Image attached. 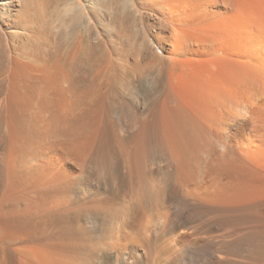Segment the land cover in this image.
Wrapping results in <instances>:
<instances>
[{
	"label": "rangeland",
	"instance_id": "374dc122",
	"mask_svg": "<svg viewBox=\"0 0 264 264\" xmlns=\"http://www.w3.org/2000/svg\"><path fill=\"white\" fill-rule=\"evenodd\" d=\"M133 3L136 10H138L140 14H136L130 9H127V11L123 10L122 3H120V5L115 4L114 12L109 13L104 8L107 4L106 0H0V43L5 44L10 53V58L7 61L2 58L0 59V241L2 242L0 244H5L7 242V246L20 258L32 255L31 257L36 258V262L32 258L35 264H39L38 261L40 258H43V261L45 260V264H49L51 261L52 263L54 262L55 264H60V262H55V260H53L49 251H41V248L37 246V249L35 246L34 249H41V253L44 252V256L40 255V257L38 255L40 252L38 253L36 250H33V252L30 250L31 248L27 247L26 249V246H24L27 242V235L24 233L25 229L23 228V223L25 224L27 216L25 215L26 213L24 214L23 210L26 212V209H29V207H32L33 205H35L33 208L36 207V211L37 208L40 210L39 208H41V204L44 202H40L39 205V202H35L36 204H33V199L35 197H39L37 196L36 190L41 186L46 185L47 182H50L53 177V179H55L56 175L54 176V174L58 171L56 173L58 175L56 177L58 183H61L59 181H61V179L63 180L65 177L67 178L68 176L69 180H64L69 183L73 182L72 184H74L75 182L77 184L83 181V185H78L79 188L84 189L85 187L87 188V186L91 187L92 184L91 188H93V192H95L94 195L96 197H100L101 199H98L102 200L101 192H103V195L105 194V197L109 194L105 199L103 198L104 200H107L110 196V191L109 187H105L106 184L104 183H106V174H108L110 167L116 168L117 171L122 170L123 160L121 153L131 150L134 147L133 145L137 144V140L143 139V137H140L142 136L141 134L146 136L144 135L146 128L144 129L143 126H147V124H149L147 130L150 127L149 131H151L152 125L150 123L154 122L153 120L155 119V121H158L159 123L158 124L156 122V125L158 124L159 126L157 128L159 131L161 130V133L164 135L163 137L166 141H169L170 139H167L171 138L170 123L173 121H196L195 123H200V125H209L211 123L210 125L215 127L216 131L219 132L221 136L223 135L224 141L222 140L221 142L212 143L211 149L215 151L214 153L211 152L209 147H203L204 149L202 148L200 151L195 153L192 159L193 161L191 160V162L196 161V167L199 165L200 168H203L208 164L213 165V163L214 166L220 165L224 162L223 160L226 162H229V160H236L238 163L240 162V164L247 170L249 181L254 190H256V192L263 193L262 199H264V123L262 124V122H264V118L260 121V123L258 122V118L262 116V113L264 114V0H133ZM9 5L11 7H9ZM7 6L11 11V14L9 12L8 15L6 10ZM77 10H81L82 14L92 18V21H88L86 17L84 18V23H81L73 29L71 25V16ZM120 23L123 24V27ZM99 53H106V57H103V59L99 58ZM109 53H112L110 58L113 62L111 65H108L107 60ZM133 54L137 57L132 59ZM120 55H123L122 59H119ZM143 56L144 61L140 60ZM134 59L137 61L140 60V63L141 61L143 62L141 65L137 62L139 64L138 65ZM121 60L124 62H119ZM94 61L95 64H93ZM133 62H135L139 68H137ZM120 63H122L123 66L125 65L124 68H122L123 66L120 68H114L115 65L118 66ZM132 65L134 66L132 67ZM134 70H140L139 72L143 73V76L141 73ZM116 72L119 76L116 75ZM52 74L57 76L56 80L62 82L63 87L60 86V89L58 90L54 89V86L47 84L49 77ZM68 74L72 76V83L70 85V81L65 80V76ZM120 74H124V76H120ZM113 78H115V80ZM116 79L118 82L115 84L117 81ZM126 80L128 81L126 82ZM121 82H125L124 85L126 86L128 85L127 91H125L126 88L123 89L126 86L123 87ZM151 83L154 85H150ZM120 84L121 88L119 87ZM149 86L154 88H150L149 90ZM66 89L67 91H65ZM113 89L120 91L118 92L114 90L113 93ZM218 91L220 92L217 96L216 93H218ZM83 92L84 95L87 94L88 98H85L82 94ZM120 92L122 93L120 94ZM81 94L84 99L80 96ZM120 96H122L124 100L123 98H117ZM114 97H116V100H119L116 102ZM78 98H80L81 103L77 102ZM126 98H129V100L131 99L129 102H133L134 104H130ZM120 99L126 101V103L128 102L129 107L122 106V100ZM164 102L168 106L164 104ZM83 103H87V106H84ZM163 104L166 106L164 111ZM107 105L110 109L107 108ZM258 106L259 109H262L263 111H260L259 109L256 110ZM243 107H245L246 110ZM250 107H254V110ZM107 109H109L110 112H107L109 111ZM131 109H134L133 111L135 114H137V112H139L138 114L141 113V116L138 114V116L134 115L133 112H130ZM141 109H143L144 112ZM240 109H244L245 111ZM165 110L167 113H170L167 114ZM120 111L126 112L121 113ZM205 111L206 113H204ZM221 111L223 112L222 114ZM252 111H255V113H252ZM248 112H250L251 115ZM127 114H130V116ZM142 114L144 115L142 116ZM172 114L174 115L171 117ZM257 114H260V116H257ZM146 115L147 117L150 115V117L146 119ZM218 115H220L221 118H219ZM135 117L138 118V120ZM253 118L255 120L257 119L255 121V125L257 124V126H260H258V129H261L260 131L257 130L255 125L250 126L251 124L249 123L253 122L252 124H254ZM130 119L132 121L135 119L137 121H135L136 124H134L135 122L132 124ZM139 119L140 122H138ZM150 119H152V121ZM259 119H261V117ZM120 120L122 121V124H120L121 122H118ZM123 120L126 122L125 124ZM145 121L147 123H145ZM246 121L249 122V125L246 124ZM130 123L133 126L138 123L139 124L135 127H131L130 129ZM143 123H145V125H143ZM223 123L225 127L221 126ZM110 124H112V127L114 126L120 129H115L113 127L112 130L110 126L111 130L109 131L108 125ZM126 124H129V127L125 126ZM240 124H243V127ZM76 126L77 128H81L82 131L81 129L80 131H77L79 129L76 130ZM104 126H108V129ZM122 127L126 128L123 129ZM249 127H252L253 129L255 128L256 130L254 129L251 131ZM133 128L136 131L134 130L133 132ZM243 128L244 130L242 131ZM241 131L244 134H242ZM259 132H262L263 137L259 134ZM239 133H241L240 136H238ZM105 134L109 135L105 136ZM246 134L247 136H251L244 137ZM254 134L257 136L255 137ZM78 135H80V138ZM125 135L127 136L126 138ZM149 135L153 137L152 132H150V134L148 133L147 137H149ZM227 135L229 136L227 137ZM258 135H260V139L257 138ZM118 137H120V139H118ZM121 137L125 138L123 139V142L121 141ZM151 137L147 138V140L144 138L143 141L141 140V143L148 141V139L151 141ZM230 137L233 141H230ZM243 137L245 139H243ZM92 138H94V140H92ZM133 138L136 139V142L132 143L130 141H134ZM235 138L236 140H234ZM250 139L251 142L253 140L255 144L253 142L250 144ZM125 140L128 143L125 142ZM244 140L248 141L246 142ZM259 141H262V145ZM145 142L143 144L144 146L145 144H147V146H152L153 144V140L151 143ZM228 142L230 144L234 142V146H232L233 144L230 146ZM244 142H246V144ZM75 143L78 144V146L75 145ZM112 143L113 145H111ZM122 143L125 144L123 145ZM235 143L237 145L239 144L238 148ZM60 144L62 145V148H59V146L61 147ZM116 144L120 146H117ZM129 144L133 147L129 146ZM72 145L75 146V149L73 148L74 151L76 150L78 152L75 151L72 153L73 149H70ZM52 146L54 147L52 148ZM241 146L242 148L244 147L246 152H244L245 155L248 153V150H246L245 147L250 148L249 151L255 152V155L253 152H250L253 154V158L252 155H247V157L251 158V160L247 158V161L245 158L246 161L243 160L242 162L244 154L242 152L244 150ZM228 147H234L235 151L232 149L233 154L231 153V149V152L227 151L229 150ZM151 148L146 149L148 151L147 153L151 155L150 158L148 156L147 161H150L149 159H151L150 163L155 161L152 164L149 162L146 163V165L149 166V169L147 167L148 173H151V177L148 176L145 182V185L149 189L162 185L163 182L161 177L156 176L155 174L153 175V173L166 164H169L168 160H164L160 155H158V153H156V149V152L153 153L155 151L153 150L154 147L152 149ZM71 150L72 152L70 153V156L69 152ZM225 151L228 152V155L230 154L228 158L232 157L233 159L229 158L228 160L227 155H225L226 153H224ZM234 152H236L235 156ZM239 152L242 153L240 156H238ZM90 153L93 157L89 156ZM98 154L100 155L98 156ZM114 154H117L118 156H114ZM215 154H217V156ZM221 155L224 157L226 156L225 159H220L219 157L222 158ZM84 156L86 158L89 156L88 160L83 158ZM100 157H102V160L104 161H102ZM110 157H112V159ZM91 158L94 161L97 159L98 162L95 161L94 163L93 161V165H90L92 161ZM99 158L100 162L102 161V164L99 162ZM113 159L115 160V163L113 162ZM212 159L213 161L217 159L219 161L218 162L216 160L218 164H216L215 161L211 162ZM207 160H209L212 164ZM156 161H159L158 164ZM171 163L173 170H180L185 166L183 160L177 158ZM181 163L184 164L182 165ZM94 168L97 171H94ZM103 168L106 171V176L104 175V170L101 171ZM60 171H65L64 174L66 172L67 174L63 175L62 173L61 175ZM47 172L49 173V176L46 175ZM50 172L52 174L54 172V174L50 175ZM59 174L61 179H58L60 178ZM87 175H89V178ZM99 175H101V178ZM84 176L87 177L86 181ZM153 176L155 177L153 178ZM151 180L152 182H150ZM199 180L202 182L200 181V183ZM66 181H63L62 183ZM202 183V178H198L193 183L178 180L177 186L179 193L175 194V197L173 195L170 198L168 202L169 205L165 210L169 212L162 211L163 215H161L159 219L157 218L154 220L153 223L155 225L152 223L154 226L151 227V230H154V232L157 231L160 235H162L161 233H164L163 236H165L166 233V244L170 243V245H173L174 241H176L179 237L184 236L185 239L187 238L186 240L189 246L193 245L192 247H197L198 244H203L207 245L205 247L209 248L208 250H218L219 252L223 251L216 253L215 256H211L207 255L205 252L203 253L202 251L196 250V254L189 253L185 256L186 258H183L184 263L186 264H231L232 262V264H240L245 262V258H249L250 256L248 251L245 253L230 251L228 243L239 234L245 233L248 230L260 225V221L261 225H264V206L262 207L263 210L260 209L255 213L250 212L246 214H238L228 212L222 215L209 214L205 209L197 208L198 210H191L189 212V214L192 212L196 214L193 220L186 218L183 219V217L178 215L179 211L185 210L183 207L186 202L193 201L191 198L192 194L190 193L196 192L200 186H202ZM191 184L192 186H190ZM99 185L101 187H99ZM75 188L78 189L77 186ZM105 188L106 190L108 189L107 191L109 193L105 190ZM96 191L99 194H97ZM188 195L191 196L188 197ZM194 195L196 197L198 193L196 192ZM178 202L181 203L176 205ZM199 203L201 204V202ZM120 205L121 208L117 207ZM204 205H207V203L204 202ZM116 207L117 208L114 207L112 209L113 212H119L123 209L122 204L116 205ZM31 211L34 210L32 209ZM164 215L168 217V221ZM172 215L175 216L172 218ZM13 217L15 221L13 220ZM163 217L165 218L164 220ZM16 218H21L22 220H20L22 223ZM28 219L30 221L33 220V218L29 215ZM160 219H162V223ZM156 220L157 222L160 221V226L156 224ZM13 222L18 223L15 224ZM19 222L22 225H20ZM164 223L168 224V226L162 225ZM18 224L19 226H16L15 228L14 226ZM161 227L164 229H161ZM183 228L184 230H181ZM18 229L22 230L18 231ZM158 229L161 230L158 231ZM163 230L165 231L162 232ZM187 232H191L192 234ZM209 238H211V241H209ZM188 239L191 242L188 241ZM220 239H222L225 243L220 242ZM197 240L200 241L198 242ZM10 241L11 243L9 246ZM221 254L222 256H220ZM231 255L233 256L231 257ZM38 256L40 257L39 259ZM234 258L237 259V261H235ZM230 260H232V262H230ZM250 262L252 263V261Z\"/></svg>",
	"mask_w": 264,
	"mask_h": 264
},
{
	"label": "bare ground",
	"instance_id": "6f19581e",
	"mask_svg": "<svg viewBox=\"0 0 264 264\" xmlns=\"http://www.w3.org/2000/svg\"><path fill=\"white\" fill-rule=\"evenodd\" d=\"M107 1V4L104 6V8L109 12V13H113L114 12V5L115 4H118L120 5V3H122L123 5V10H126L127 9H130L132 10L133 12H135L136 14H140V12L138 10H136L135 6H134V3H133V0H106ZM223 2V1H222ZM228 2V1H227ZM9 7H11L9 5ZM4 8V7H3ZM6 10H7V15L11 14V11L9 10L8 6L6 7ZM87 17V18H86ZM84 18H86L88 21H92V18L82 14V11L81 10H77L75 11L72 16H71V25H72V28H76L78 25H80L81 23H84L85 20ZM248 23V22H247ZM120 25L123 27V24L120 23ZM174 27V26H173ZM172 28V27H171ZM237 29V28H236ZM244 29V28H243ZM262 31V30H261ZM252 32V31H251ZM190 33V32H189ZM244 34V33H243ZM246 34V33H245ZM250 34V33H249ZM226 36V35H225ZM224 36V37H225ZM228 38V37H227ZM224 39V38H223ZM253 39V38H252ZM263 39V38H262ZM245 41V40H244ZM143 47V46H142ZM0 59H4L5 61H7L9 58H10V53H9V50L7 48V46L3 43H0ZM142 50V49H141ZM92 52V51H91ZM143 52V50H142ZM174 53V52H173ZM106 53H99V58L103 59V57H106L105 56ZM108 54V53H107ZM111 54L112 53H109V56L107 57V60H108V65H111L113 60L110 58L111 57ZM136 54V53H135ZM139 54V53H138ZM137 55V54H136ZM128 56V54H127ZM139 56V55H138ZM42 57V55H41ZM121 57V58H120ZM119 59H122L123 58V55H120ZM137 56H134L133 54V58H135ZM43 58V57H42ZM144 56L140 58V60H143ZM130 59V58H129ZM137 59V58H136ZM136 63H140L139 61L140 60H136ZM139 59V58H138ZM37 60V59H36ZM35 60V61H36ZM127 60V59H126ZM133 60V61H134ZM229 60V59H228ZM118 61V60H117ZM144 61V60H143ZM140 63V65L142 64V62ZM147 61V60H146ZM119 62H124V61H119ZM130 62V61H128ZM156 62V61H154ZM234 62V61H233ZM117 63V62H116ZM132 63V62H130ZM135 65L136 63L133 62ZM137 63V64H138ZM158 63V62H157ZM156 63V64H157ZM164 63V61H163ZM207 63V62H206ZM240 63V62H239ZM263 63V62H262ZM93 64H95V61L93 62ZM118 64V63H117ZM127 64V63H126ZM145 64V63H144ZM220 64V63H219ZM226 64V63H225ZM228 64V63H227ZM235 64V63H234ZM139 65V64H138ZM154 65V63H153ZM260 65V64H259ZM122 65V63H120V65H115L114 68H120ZM125 66V65H124ZM124 66L122 68H124ZM127 66V65H126ZM134 65H132L133 67ZM137 66V65H136ZM152 66V65H151ZM247 66V65H246ZM110 67V66H109ZM108 67V68H109ZM147 67V66H146ZM145 67V68H146ZM260 67V66H259ZM121 68V70H122ZM130 68V67H129ZM136 68V67H135ZM137 68H139V66H137ZM136 68V69H137ZM144 68V69H145ZM150 68V67H149ZM152 68V67H151ZM142 69V68H141ZM140 69V70H141ZM143 69V70H144ZM173 69V67H172ZM242 69V68H241ZM264 69V68H263ZM117 70V69H116ZM125 70V69H124ZM123 70V71H124ZM140 70H137L138 72ZM150 70V69H149ZM129 71V70H128ZM136 71V70H134ZM136 71V72H137ZM142 71V70H141ZM118 72V71H117ZM116 72V75H118V73ZM135 72V73H136ZM143 72H146V71H143ZM216 72V71H215ZM262 72V71H261ZM141 73V72H139ZM250 73V72H249ZM110 74V73H109ZM125 74V73H124ZM124 74H120V76H124ZM137 74V73H136ZM143 73H141L142 75ZM207 75V74H205ZM250 75V74H249ZM263 75V74H262ZM133 76H138V75H133ZM143 76V75H142ZM260 76V75H259ZM51 77V78H50ZM49 77V80L47 82V84L49 85H52L54 86L55 88L54 89H60L59 87L62 86V82L61 81H58L56 80L57 79V76L55 74H52L51 76ZM204 77V76H203ZM210 77V76H209ZM244 77V76H243ZM120 78V77H118ZM124 78V77H122ZM136 78V77H135ZM94 79V78H93ZM92 79V80H93ZM115 80V78H113ZM127 79V78H126ZM132 79V78H131ZM137 79V78H136ZM147 79V78H146ZM235 79V78H234ZM242 79V78H241ZM65 80L66 81H70L69 85L72 83V76L70 74L66 75L65 76ZM91 80V81H92ZM113 80V81H114ZM117 80V79H116ZM121 80V79H120ZM134 80V79H133ZM139 80V79H138ZM112 81V80H111ZM128 80H126L127 82ZM132 81V80H131ZM152 81V80H151ZM43 82V81H42ZM57 82V83H56ZM108 82V81H107ZM106 82V83H107ZM118 82V80L115 82V84ZM143 82V81H142ZM94 83V82H93ZM113 83V82H112ZM112 83H109V84H112ZM122 83V82H121ZM125 83V82H124ZM124 83H122V86H126L124 85ZM141 83V82H140ZM149 83V81H148ZM244 83V82H243ZM246 83V82H245ZM1 84V82H0ZM95 84V83H94ZM114 84V85H115ZM129 84V83H128ZM132 84V83H131ZM147 84V83H146ZM240 84V83H239ZM251 84V82H250ZM97 85V84H96ZM135 85V84H134ZM150 85H154L153 83H151ZM261 85V84H259ZM106 86V85H105ZM108 86V85H107ZM118 86V85H116ZM116 86H114L115 88H117ZM130 86V85H129ZM136 86V85H135ZM121 88V84L119 86ZM128 85L126 87H124L123 89H125V91H127V88ZM137 87V86H136ZM235 87V86H234ZM233 87V88H234ZM237 87V86H236ZM103 88V87H102ZM113 88V87H112ZM111 88V89H112ZM149 90L150 88H154V87H151L149 86L148 87ZM100 89V88H98ZM104 89V88H103ZM110 89V91H111ZM119 89V88H117ZM133 89V88H132ZM140 89V88H139ZM147 89V87H146ZM229 89V88H227ZM236 89V88H235ZM240 89V88H239ZM242 89V87H241ZM247 89V88H246ZM91 90V89H90ZM114 90L113 89V93H114ZM143 90V89H142ZM148 90V89H147ZM148 90V91H149ZM152 90V89H151ZM67 91V89L65 90ZM102 91V90H101ZM115 91H120V90H115ZM141 91V90H139ZM145 91V90H144ZM227 91V90H226ZM234 91V90H233ZM241 91V90H240ZM259 91V90H258ZM85 92V91H84ZM84 92L82 93L84 95ZM215 92V91H214ZM220 91H218V93H216V95L218 96ZM94 93V92H92ZM122 92H120L121 94ZM124 93V92H123ZM222 93V92H221ZM253 93V92H252ZM255 93V92H254ZM80 95L83 97V95ZM112 94V92H111ZM119 94V93H118ZM125 94V93H124ZM148 94V93H147ZM208 94V93H207ZM228 94V93H227ZM232 94V93H231ZM115 95V94H114ZM112 95V96H114ZM142 95V93H141ZM200 95V94H199ZM215 95V96H216ZM238 95V94H237ZM85 98L87 96V94L84 95ZM106 96V94H105ZM129 96V95H127ZM79 97V96H78ZM81 97V98H82ZM108 97V96H107ZM124 97V95H123ZM122 96L120 97H117V98H123ZM148 97V96H147ZM146 97V98H147ZM223 97V96H222ZM230 97V96H229ZM248 97V96H247ZM259 97V96H258ZM106 98V97H105ZM116 97H114L115 99ZM125 98V97H124ZM123 98V100H124ZM218 98V97H217ZM232 98V97H231ZM235 98V97H234ZM244 98V97H243ZM84 99V97H83ZM110 99H111V95H110ZM114 99L112 98V100L114 101ZM209 99V98H208ZM260 99V98H259ZM80 98H78L77 102H80L81 103V100ZM119 100V99H118ZM118 100L115 99V101L117 102ZM122 100V99H120ZM122 100V106H128L129 103L132 104L131 102V99L129 100V98L126 100H128V102L126 103V101H123ZM218 100V99H216ZM233 100H236V99H233ZM247 100V99H246ZM134 101V100H133ZM138 101V100H137ZM201 101V100H200ZM209 101V100H208ZM238 101V100H237ZM83 102V101H82ZM104 102H105V99H104ZM108 102V101H107ZM112 102V101H111ZM135 102V101H134ZM199 102V101H198ZM218 102V101H217ZM215 102V103H217ZM225 102V101H224ZM233 102V101H232ZM259 102V101H258ZM76 103V102H75ZM149 103V102H148ZM152 103V102H151ZM150 103V104H151ZM189 103V102H188ZM84 104V103H83ZM87 104V103H86ZM86 104H84V106H87ZM91 104V103H90ZM102 104V103H101ZM121 104V103H120ZM134 104V103H133ZM136 104V103H135ZM155 104V103H154ZM164 104H166L164 102ZM163 104V105H164ZM208 104V103H207ZM219 104V103H218ZM137 105V104H136ZM167 105V104H166ZM221 105V104H220ZM73 106V104H72ZM82 106V105H81ZM108 106V105H107ZM109 106H110V101H109ZM109 106L107 108H109ZM121 106V105H120ZM153 106V105H152ZM168 106V105H167ZM229 106V105H228ZM119 107V105H118ZM117 107V108H118ZM129 107V106H128ZM127 107V108H128ZM144 107V106H143ZM165 105H164V108H163V111L165 109ZM220 107V106H219ZM262 107V106H261ZM78 108V107H76ZM105 108H106V105H105ZM122 108V107H120ZM126 108V109H127ZM135 108V107H134ZM142 108V107H141ZM148 108V107H147ZM153 108V107H151ZM150 108V110H151ZM169 108V107H168ZM208 108V107H207ZM214 108V107H212ZM222 108V107H220ZM227 108V107H226ZM230 108V107H229ZM241 108V107H240ZM245 108V107H243ZM251 108V107H250ZM249 108V109H250ZM254 108V107H253ZM251 108V109H253ZM257 108V107H256ZM255 108V109H256ZM87 109V108H86ZM110 109V108H109ZM107 109V110H109ZM114 109V108H112ZM125 109V108H123ZM136 109H139V108H136ZM149 109V108H148ZM155 109L157 110V108L155 107ZM205 109V108H204ZM219 109V108H218ZM259 109V106L256 110ZM264 109V107H263ZM130 110V108H129ZM134 109H131L130 112H133L134 115L136 116H141L140 114H138L139 112H137V114H135V112L133 111ZM143 110V109H141ZM153 110V109H152ZM168 110V109H167ZM222 110V109H220ZM240 110H244V109H240ZM246 110V108H245ZM244 110V111H245ZM254 110V109H253ZM260 111L262 109H259ZM87 111V110H86ZM118 111V110H116ZM140 111V110H139ZM154 111V110H153ZM171 111V110H170ZM173 111V110H172ZM201 111V110H200ZM204 111V110H203ZM212 111V110H211ZM225 111V110H223ZM263 111V110H262ZM101 112V111H100ZM107 112H110L107 111ZM121 112V111H120ZM126 111H123L121 113H125ZM129 112V111H128ZM127 112V113H128ZM144 112V110H143ZM155 112V111H154ZM166 112V110H165ZM164 112V113H165ZM208 112H209V109H208ZM215 112V111H214ZM218 112V111H217ZM257 112V111H256ZM82 113V112H81ZM88 113V112H87ZM156 113L158 114V112L156 111ZM167 113V112H166ZM170 113V112H169ZM167 113V114H169ZM174 113V112H173ZM196 113V112H195ZM206 113V111L204 112ZM211 113V112H210ZM216 113V112H215ZM223 112L221 111V114ZM225 113H227L225 111ZM242 113V112H241ZM250 113V112H248ZM252 113H255V111H252ZM86 114V113H85ZM101 114H104V113H101ZM113 114V113H112ZM131 114V113H130ZM130 114H127L130 116ZM148 114H151V113H148ZM212 114V113H211ZM214 114V113H213ZM124 115V114H123ZM126 115V114H125ZM144 114H142L143 116ZM174 114L171 115V117L173 116ZM202 115V114H201ZM232 115V114H231ZM230 115V116H231ZM251 115V113H250ZM260 116V114H257V116ZM262 116L264 115L263 113L261 114ZM88 116V115H87ZM121 116V115H120ZM156 116V115H154ZM152 116V117H154ZM165 116V115H164ZM203 116V115H202ZM208 116V115H207ZM219 118L220 115H218ZM223 116V115H222ZM225 116V114H224ZM227 116V115H226ZM243 116V115H242ZM253 116V114H252ZM261 117V119L258 118V122L260 123V121H262V119L264 118V116ZM108 117V116H106ZM110 117V116H109ZM150 117V115L147 117L146 115V119H148ZM151 117V118H152ZM166 117V116H165ZM180 117V116H179ZM198 117V116H197ZM214 117V116H213ZM246 117V115H245ZM92 118V117H91ZM123 118V117H121ZM136 118V117H135ZM140 118V117H139ZM175 118V117H173ZM232 118V117H231ZM242 118V117H241ZM71 119V118H70ZM80 119V118H79ZM110 119V118H109ZM129 119V118H128ZM127 119V120H128ZM132 119V118H131ZM130 119V120H131ZM138 120V118H136ZM159 119V118H158ZM164 119V117H163ZM166 119V118H165ZM188 119V118H187ZM194 119V118H193ZM216 119V118H215ZM234 119V118H233ZM245 119V118H244ZM254 119V118H253ZM252 119V121H253ZM107 120V119H106ZM122 120V119H121ZM118 121V122H121L120 124H122V121ZM125 120V119H124ZM123 120V121H124ZM152 121V119H150ZM156 120V119H155ZM153 120L154 122L150 123L152 125V129L151 131L150 130V127L148 128L147 130V127L149 126V124H147V126L145 125V123L149 122V121H145V123H143V126L144 129L146 128L147 130V134H146V130H145V134L146 136H143V134H141L142 136L140 137H143V139H141L140 137H137L139 135H137L136 137L141 139L142 141L144 140V138L147 140V138L151 137L149 135V137H147L148 133L150 134V132H152V136L151 139L153 140V144L152 146L154 147L153 150H156L153 152V153H158V155H160L164 160H168L169 161V164H166L165 166L161 167L159 170L157 171H154L153 175L155 174L156 176H160L161 177V180H162V185L160 186H156V187H153L152 189H149L147 188V186L145 185V182H146V179L148 176L151 175V173H148V169H149V166L146 165V163H150L151 162V159H149L150 161H147L148 159V156L150 158L151 155H149L147 152V148H151L152 146H147V144H145V146L143 145V143H141L142 141L141 140H137V142L135 141L136 139H134V141H130V142H136L137 144L135 145H130L129 146H132L133 148L129 151H126L124 150L125 153H121L122 154V170L121 171H117L116 168H111L110 167V170L108 172L107 175V180H106V184L105 187H109V191H110V196L107 200H104L106 197L103 195V192H101V195H102V200H100L101 198L100 197H96L94 195L95 192H93V188L92 187V184H91V187L90 186H87V188L85 187L84 189L82 188H79L78 185L82 184V179H81V183H75L74 184L78 187L75 188L76 186L72 183H69L68 181L66 180H69L68 176L67 178L63 177L64 179L66 180H62L61 179V176L60 178L58 179H61V183H58L57 180H56V177L58 176L56 173L58 172H53L54 176H55V179H51L50 182H47L46 185H43L41 186L39 189L36 190V193H37V196L39 197H35L33 199V204L35 202H39L38 205L40 204V202H42V206L41 208H39L40 210H38L37 208V211H36V207L33 208V205L32 207H29V209H26V212L23 210L24 214L27 216V220L28 219V215L30 217L33 218L32 221H27L25 222V224L23 223V228L25 229L24 233L27 235V242L26 244H24V246H26V249L27 247L31 248L30 250H36L34 249L35 246L37 248V246L41 249L39 250H36L38 251V253L41 251H49L51 257L53 258V260H55V262H60L63 263V264H186L184 263V260L183 258L189 254V253H195L196 250L198 251H202L203 253H207V255H214L216 253H218L219 251L218 250H208L209 248H206L205 246L207 245H199L197 247H192V246H189L188 245V242H187V238L185 239L184 236L182 237H179L176 241H174L173 245H170L169 244H166V233H165V236L164 233H161L162 235L158 234L157 231L154 232V230L152 231L151 230V227H153L155 224L153 223L155 219H159L161 217L162 214V211H165L168 207V202L170 200V198L174 195L175 197V194H178L179 193V190H178V186H177V182L178 180H183L184 182H187V183H193L194 181H196L198 178H202L203 179V183L201 184L202 186H200V190L198 189L196 191L198 193V195H194V193H191L192 194V200L193 201H188L186 202V204H184V211H179V216L183 217V219H192L196 216V214L194 212H192L191 214H189V212L191 210H198L197 208H202V209H205L209 214H217V215H222V214H225V213H243V214H246V213H255L256 211H259L260 209H262V207L264 206V199H262V196H263V193L261 192H256V190H254L253 186L251 185L250 181H249V178H248V172L247 170L245 169L244 166H242L240 164V162L238 163V161H230V159H233L232 157H229L230 154L228 155V152H224L226 153L225 155H227V158L229 160V162H226L225 160H223L224 162L220 165H217V166H214V163L213 165H205L203 168H200L199 165L196 167L197 163H195L196 161L194 162H191V160L193 159L194 155L196 152L200 151L203 147H209L211 149V145L213 142H221L222 140L224 141V138H223V135L221 136L219 134V132L216 131L215 127L211 126L210 124L208 125H200V123H195V122H187V121H173L172 123H170L171 125V131H170V135H171V138H168L167 140L169 141H166L164 139V135L161 133V130L159 131V129L157 127L158 126V121H155ZM169 120V119H168ZM171 120V119H170ZM178 120V119H177ZM182 120V119H181ZM186 120V119H185ZM198 120V119H197ZM200 120V119H199ZM211 120V119H210ZM218 120V118H217ZM236 120V119H235ZM242 120V119H241ZM240 120V121H241ZM257 120V119H256ZM254 119V124H252L253 122L249 123L247 122L246 124H251L250 126L252 125H255V121ZM132 121V120H131ZM136 120L134 119V121H132V124L133 122H135ZM161 121V119H160ZM190 121V120H189ZM204 121V120H203ZM228 121V120H227ZM229 121H232V120H229ZM264 121V119H263ZM82 122V121H81ZM108 122V121H107ZM106 122V123H107ZM129 122V121H127ZM137 122V121H136ZM136 122L134 124H136ZM140 122V119L139 121ZM156 122L158 123L156 125ZM206 122V121H205ZM237 122V121H236ZM235 122V123H236ZM78 123V122H77ZM80 123V121H79ZM78 123V124H79ZM114 123V122H113ZM126 122L124 121V124ZM162 123V122H160ZM240 123V122H239ZM238 123V124H239ZM244 123V122H243ZM257 123V122H256ZM264 122H262L263 124ZM105 124V123H104ZM131 124V123H130ZM131 124V125H132ZM139 124V123H138ZM137 124V125H138ZM165 124V123H164ZM162 124V125H164ZM227 124V123H226ZM248 124V125H249ZM260 124V125H262ZM77 125V124H76ZM80 125V124H79ZM98 125V124H97ZM96 125V126H97ZM107 125V124H105ZM115 125V123H114ZM119 125V123H118ZM129 124H126L125 126H128ZM130 125V129L131 127H135L137 125ZM150 125V126H151ZM166 125V124H165ZM234 125V124H233ZM241 125V124H240ZM239 125V126H240ZM243 125V124H242ZM241 125V126H242ZM264 125V124H263ZM262 125V126H263ZM78 126V125H77ZM76 126V130L77 131H80L81 128H77ZM109 126V127H108ZM107 127L109 128V131L114 127H112V124L108 125ZM110 126H111V129H110ZM116 126V125H115ZM121 126V125H120ZM119 126V127H120ZM161 126V125H160ZM221 126H224V123L223 125ZM228 126V125H227ZM226 126V127H227ZM232 126V125H231ZM257 127V130H261V129H258V126L257 124L255 125ZM253 126V127H255ZM89 127V126H88ZM95 127V126H94ZM102 127V126H101ZM105 128H107L106 126H104ZM129 127V126H128ZM127 127V128H128ZM142 127V126H140ZM165 127V126H164ZM163 127V128H164ZM235 127V126H234ZM238 127V125H237ZM243 127V126H242ZM260 127V126H259ZM107 128V129H108ZM115 129L118 128V127H114ZM123 128V127H122ZM121 128V129H122ZM126 127H124L123 129H125ZM166 128V127H165ZM168 128V127H167ZM217 128V126H216ZM219 128V126H218ZM247 128V127H246ZM245 128V129H246ZM250 128V127H249ZM252 128V127H251ZM250 130H254L253 128ZM263 128V127H261ZM57 129V128H56ZM97 129V128H96ZM100 129V128H99ZM120 129V128H118ZM228 129V128H226ZM69 130V129H68ZM113 130V129H112ZM134 128H133V132H134ZM136 130H137V127H136ZM135 130V131H136ZM232 130V129H231ZM244 130V128L242 129V131ZM256 130V129H255ZM82 131V129H81ZM95 131V130H94ZM98 131V130H97ZM100 131V130H99ZM128 131V130H127ZM131 131V130H129ZM220 131V130H219ZM241 131V132H242ZM76 132V131H75ZM74 132V133H75ZM96 132V131H95ZM101 132V131H100ZM99 132V133H100ZM132 132V131H131ZM166 132V131H165ZM255 132V131H254ZM253 132V133H254ZM81 133V132H80ZM85 133V132H84ZM90 133V132H89ZM112 133V131H111ZM128 133V132H126ZM252 133V132H251ZM257 133V132H256ZM115 134V133H114ZM167 134V133H166ZM229 134V132H228ZM241 133H239L238 136H240ZM242 134H244L242 132ZM259 134H261L262 136V132ZM74 135V134H73ZM93 135V134H92ZM108 136L109 134H105V136ZM124 135V133H123ZM127 135V134H126ZM125 135V138L127 137ZM226 135V134H225ZM255 135V134H254ZM75 136V135H74ZM77 136V134H76ZM94 136V135H93ZM92 136V137H93ZM119 136V135H118ZM131 136V135H130ZM129 136V137H130ZM229 135H227L228 137ZM247 134L244 136L246 137ZM251 135H248L247 137H249ZM257 135H255L256 137ZM260 135H258L257 138H259ZM78 137L80 138V135H78ZM97 137V136H95ZM99 137V136H98ZM104 137V136H102ZM123 137V136H122ZM121 137V141L123 142L125 138H122ZM226 137V138H227ZM242 137V136H241ZM243 137V139H245ZM253 138H255L254 136H252ZM263 137V136H262ZM75 138V137H74ZM77 138V137H76ZM89 138V137H88ZM131 138V137H130ZM231 138V137H230ZM234 138V137H233ZM62 139V138H61ZM100 139V138H99ZM107 139V138H106ZM118 139H120V137H118ZM117 139V140H118ZM240 139V138H239ZM242 139V138H241ZM249 139V138H248ZM260 139V138H259ZM92 140H94V138H92ZM102 140V139H100ZM99 140V141H100ZM111 140V139H110ZM108 140V141H110ZM151 140V141H152ZM230 140V139H229ZM236 140V138L234 139ZM69 141V140H68ZM120 141V143H121ZM150 139H148V141H146L145 143H151ZM230 141H233L232 138ZM229 141V142H230ZM242 141V140H241ZM246 141V140H244ZM248 141V140H247ZM246 141V142H247ZM255 141V140H254ZM125 142H127L125 140ZM226 142V141H225ZM224 142V143H225ZM228 142V144H230ZM235 142V141H234ZM233 142V143H234ZM237 142V141H236ZM239 142V140H238ZM243 142V141H242ZM246 142H244L246 144ZM249 142H251V139L249 140ZM253 142V140H252ZM252 142L250 144H252ZM261 142V145H262V141H259ZM85 143V142H84ZM92 143V142H90ZM98 143V142H97ZM114 143V141H113ZM113 143L111 145H113ZM128 143V142H127ZM126 143V144H127ZM232 143V144H233ZM254 143V142H253ZM59 144V143H58ZM74 144V143H73ZM95 144V143H94ZM119 144V143H118ZM116 144L117 146H120ZM123 145L125 143H122ZM223 144V142H222ZM227 144V146H228ZM230 144V146L232 145ZM236 144V143H235ZM240 144V142H239ZM238 144V145H239ZM255 144V143H254ZM61 145V144H60ZM75 145L78 146V144L75 143ZM97 145V144H96ZM102 145V144H101ZM110 145V144H109ZM237 144V148L239 147ZM241 145V144H240ZM249 145V144H248ZM56 146V145H55ZM74 145L71 146L70 149H75V146L73 147ZM76 146V147H77ZM92 146V145H91ZM106 146V145H105ZM108 146V145H107ZM128 146V145H127ZM221 146V145H220ZM234 146V144L232 145ZM243 146V145H242ZM241 146V148H242ZM253 146V145H252ZM54 146H52L53 148ZM97 147V146H96ZM95 147V148H96ZM152 147V148H153ZM262 147V146H261ZM59 148H62V145L61 147L59 146ZM68 148V147H67ZM93 148V147H92ZM115 148V147H114ZM113 148V149H114ZM151 148V149H152ZM215 148V147H214ZM223 148V147H222ZM236 148V147H235ZM236 148V149H237ZM73 149V152L72 150L69 152V155L70 153H74ZM94 149V148H93ZM116 149V148H115ZM204 149V148H203ZM229 150L227 151H232V149H234V147L232 148H229ZM244 150V147L242 148ZM241 149V151H242ZM246 150H248V153H250L251 151H249L250 148H246ZM259 149V148H258ZM69 150V149H68ZM80 150V149H79ZM91 150V148H90ZM89 150V151H90ZM110 150V149H109ZM108 150V151H109ZM121 150V149H120ZM123 150V148H122ZM216 150V149H215ZM240 150V148H239ZM253 150V149H252ZM261 150V149H260ZM57 151V150H55ZM66 151V150H65ZM92 151V150H91ZM99 151V150H98ZM101 151V149H100ZM99 151V152H100ZM230 151V152H231ZM235 151V149H234ZM258 151V150H257ZM53 152V151H52ZM78 152V151H76ZM94 152V150H93ZM121 152V151H120ZM211 152L214 153L215 151L213 149H211ZM238 152V151H236ZM234 152V156H235V153ZM245 150L242 152L244 153ZM253 152V151H252ZM251 152V153H252ZM39 153V152H38ZM47 153V152H46ZM107 153H110V152H107ZM223 153V155H224ZM233 154V151L231 152ZM242 153H238V156H240ZM246 153V152H245ZM245 153L243 154V159H242V162L243 160L244 161H248V159L251 160V158L247 157L248 156H251L252 155V158H253V154L255 155V152H253V154H248L245 155ZM68 154V153H67ZM95 154V153H94ZM101 154V153H100ZM98 154V156L100 155ZM118 154V153H117ZM117 154H114L117 155ZM152 154V153H151ZM231 154V155H232ZM108 155V154H107ZM120 155V154H119ZM154 155V154H153ZM217 156V154H215ZM41 156V155H40ZM43 156V155H42ZM71 156V155H70ZM83 156V155H82ZM90 157L93 155L90 153L89 155ZM88 156V157H89ZM113 156V157H114ZM118 156V155H117ZM207 156V155H206ZM222 156V155H221ZM237 156V155H236ZM237 156V157H238ZM246 156V157H245ZM27 157V156H26ZM63 157V156H62ZM74 157V156H73ZM88 157L86 158L85 156L83 158L87 159L88 160ZM107 157V156H106ZM109 157V155H108ZM159 157V156H157ZM226 157V156H225ZM224 156L219 157L220 159H225ZM242 157V156H241ZM101 160H102V157H100ZM100 158H99V162H100ZM112 159V157H110ZM109 158V159H110ZM118 158V157H117ZM153 158V157H151ZM155 158V157H154ZM181 159L183 160V162L185 163V166L184 168H181L180 170H173L172 166H171V162L175 159ZM226 158V159H227ZM235 158V157H234ZM246 158V160H245ZM248 158V159H247ZM32 159V158H31ZM107 159V158H105ZM108 159V160H109ZM116 159V158H115ZM158 159V158H156ZM154 159V160H156ZM238 159V158H237ZM90 160V158H89ZM92 160V158H91ZM114 160V159H113ZM112 160V161H113ZM118 160V159H116ZM160 160V159H159ZM217 160V159H216ZM216 164H218V162H216ZM241 160V159H240ZM250 160H249V163H250ZM68 161V160H67ZM94 160L91 161V164L90 165H93ZM97 161V159L95 160ZM94 161V163H95ZM104 161V160H102ZM102 161L100 162L102 164ZM107 161V160H105ZM111 161V162H112ZM193 161V160H192ZM209 161V160H207ZM213 159L211 162H214ZM222 161V160H221ZM257 161V160H256ZM27 162V161H26ZM88 162V161H87ZM98 162V161H97ZM109 162V161H108ZM115 163V160L113 161ZM155 162V161H153ZM152 162V163H153ZM159 162V161H158ZM158 162L156 161V163L158 164ZM210 162V161H209ZM210 162V163H211ZM150 163V164H152ZM168 163V162H167ZM183 163V164H184ZM201 163V162H200ZM207 163V162H206ZM221 163V162H220ZM238 163V164H236ZM100 164V165H101ZM112 164V163H111ZM149 164V165H150ZM174 164V163H173ZM180 164V162H179ZM182 164V163H181ZM182 164V165H183ZM212 164V163H211ZM36 165V164H35ZM84 165V164H83ZM82 165V166H83ZM85 165H86V160H85ZM89 165V164H88ZM117 165V164H116ZM156 165V164H155ZM162 165V164H161ZM176 165V164H175ZM174 165V166H175ZM250 165V164H249ZM75 166V165H74ZM99 166V165H98ZM151 166V165H150ZM263 166V165H262ZM34 167V166H33ZM67 167V166H66ZM88 167V166H87ZM86 167V169H87ZM148 167V169H147ZM158 167V165H157ZM250 167V166H249ZM96 168V167H95ZM94 168V171L96 170ZM100 168V167H99ZM105 168V167H104ZM101 169V171L104 170ZM152 168V167H151ZM159 168V167H158ZM109 169V168H107ZM84 170V168H83ZM82 170V171H83ZM120 170V169H119ZM152 170V169H151ZM92 171V170H91ZM90 171V173H91ZM92 171V172H94ZM97 171V170H96ZM108 171V170H107ZM61 172V171H60ZM65 171L61 172V175L63 173V175H66L67 172L64 174ZM105 170H104V175H105ZM150 172V171H149ZM152 172V171H151ZM251 172V171H250ZM27 173V172H26ZM51 172H50V175H53ZM86 174V173H85ZM92 174V173H91ZM94 174V173H93ZM47 176H49V173L47 172L46 173ZM103 175V176H104ZM105 175V176H106ZM77 176V175H76ZM88 178H89V175H87ZM92 176V175H90ZM96 176V175H94ZM100 178H101V175H99ZM44 177H45V173H44ZM52 177V176H51ZM85 177V176H84ZM151 177V176H150ZM155 176H153L154 178ZM50 178V177H49ZM74 178V177H73ZM86 178L85 177V181H86ZM92 178V177H91ZM99 178V177H98ZM103 178V177H102ZM96 179V178H95ZM49 180V179H48ZM56 180V181H55ZM76 180V179H75ZM63 181H66L64 183H62ZM97 181V180H96ZM99 181V180H98ZM201 180H199L200 182ZM43 182V181H42ZM91 182V181H90ZM89 182V183H90ZM152 182V180L150 181ZM202 182V181H201ZM200 182V183H201ZM94 183V182H93ZM45 184V183H44ZM96 184V182H95ZM98 184V183H97ZM185 184V183H184ZM83 185V184H82ZM94 185V184H93ZM180 185V184H179ZM195 185H196V182H195ZM200 185V184H199ZM198 185V186H199ZM81 186V185H80ZM98 186V185H97ZM103 186V185H102ZM185 186V185H184ZM192 186V184L190 185ZM194 186V184H193ZM99 187H101L99 185ZM150 187V186H149ZM188 187V185H187ZM190 188V187H189ZM197 189V188H196ZM96 190V189H95ZM100 190V189H99ZM99 190H97L98 192H100ZM104 190V189H103ZM106 190V188H105ZM104 190V191H105ZM108 190V189H107ZM106 190V191H107ZM189 190V189H188ZM96 191V192H97ZM105 191V192H106ZM199 191V192H198ZM97 192V194H99ZM108 192V191H107ZM93 193V194H92ZM109 193V192H108ZM189 193V192H188ZM107 194V193H106ZM180 195V194H179ZM178 195V196H179ZM194 195V196H193ZM34 196V195H33ZM98 196V195H97ZM104 196V197H103ZM181 196V195H180ZM191 196V195H190ZM188 195V197H190ZM60 197V198H59ZM100 198V199H98ZM104 198V199H103ZM48 199V200H47ZM50 199V200H49ZM172 200V199H171ZM179 200V199H178ZM180 201V200H179ZM122 202V203H121ZM124 202V203H123ZM201 202V204L199 203ZM202 202H203V205H202ZM204 202L207 203V205H204ZM179 203L181 202H178L176 203V205H178ZM36 204V203H35ZM119 204H122V211H119V212H113V208H117V207H120L121 208V205L120 206H117L116 205H119ZM29 205V204H28ZM27 205V206H28ZM26 206V207H27ZM25 207V206H24ZM171 207V205H170ZM173 207V205H172ZM34 211H31L32 209ZM182 208V209H183ZM119 209V208H118ZM173 209V208H172ZM180 209V208H178ZM116 210V209H115ZM263 210V209H262ZM112 211V212H111ZM204 211V210H203ZM15 212V211H14ZM165 212H169V211H165ZM172 212V211H171ZM170 212V213H171ZM262 212V211H261ZM22 213V212H21ZM20 213V214H21ZM207 213V214H208ZM260 213V212H259ZM263 213V212H262ZM23 214V213H22ZM28 214V215H27ZM165 214V213H164ZM242 214V215H243ZM167 215V214H166ZM177 215V214H176ZM216 215V216H217ZM264 215V213H263ZM20 216V215H19ZM173 216L175 215H172V218ZM23 217V216H22ZM164 217H166V220H167V216L164 215ZM163 217V220L165 219ZM171 217V216H170ZM228 217V216H227ZM225 217V218H227ZM259 217V216H258ZM26 218V217H25ZM218 218V217H217ZM222 218V217H221ZM18 219V218H16ZM21 218H19L18 220H20ZM24 219V218H23ZM201 219V218H200ZM199 219V220H200ZM216 219V218H215ZM13 220L15 221L14 217H13ZM22 220V219H21ZM20 220V222H21ZM25 220V219H24ZM161 220V223H162V219ZM165 220V221H166ZM172 220V219H171ZM170 220V221H171ZM198 220V221H199ZM164 221V222H165ZM168 221V220H167ZM166 221V222H167ZM169 221V222H170ZM185 221V220H183ZM211 221V220H210ZM263 221V220H262ZM19 222L20 225H22L21 223ZM156 224L159 225V222H157V220L155 221ZM176 222V221H175ZM259 222V221H258ZM3 223V222H2ZM12 223V221H11ZM10 223V224H11ZM15 223V222H13ZM18 223V222H17ZM15 223V224H17ZM154 225H153V224ZM179 223V222H178ZM182 223V222H181ZM185 223V222H183ZM263 223V222H262ZM5 224V223H4ZM18 225H15L14 227L16 228V226H19ZM172 224V223H171ZM218 224V223H217ZM258 224V223H257ZM260 225L256 226L255 228L253 229H250L248 230L247 232L245 233H241L239 234L238 236H236L233 240L229 241V250L230 251H233V252H236V253H245L246 251H248V254L250 255L249 259L248 257L245 258V262H242L240 264H264V225H261V221L259 222ZM161 225V224H160ZM159 225V226H160ZM162 225H167L168 224H162ZM170 225V223H169ZM228 225V224H227ZM13 226V225H12ZM11 226V227H12ZM157 226V225H156ZM175 226V225H174ZM214 226V225H213ZM218 226V225H217ZM229 226V225H228ZM13 227V228H14ZM192 227V226H191ZM195 227V226H193ZM235 227V226H234ZM237 227V226H236ZM19 228V227H18ZM21 228V227H20ZM22 228V229H23ZM163 227H161L162 229ZM168 228V227H167ZM173 228V227H172ZM22 229H18L19 230H22ZM23 229V230H24ZM160 229V230H161ZM164 229V228H163ZM188 229V228H186ZM158 229V231H160ZM181 230H184L181 229ZM193 230V229H192ZM165 230H163L162 232H164ZM169 231H170V228H169ZM180 231V230H179ZM195 231V230H194ZM218 231V230H217ZM1 232V231H0ZM16 232H17V229H16ZM23 232V231H22ZM193 232V231H191ZM191 232H187V233H191ZM222 232V231H221ZM160 233V232H159ZM174 233V232H173ZM172 233V234H173ZM186 233V232H185ZM209 233V232H208ZM207 233V234H208ZM213 233V232H212ZM215 233V232H214ZM24 234V235H25ZM192 234V233H191ZM176 236V235H175ZM173 236V237H175ZM180 236V235H179ZM189 236V235H188ZM209 236V235H208ZM171 237V236H170ZM191 237V236H190ZM172 238V237H171ZM170 238V239H171ZM213 238V237H212ZM15 239V238H14ZM207 239V238H206ZM211 238H209V241ZM8 240V239H7ZM12 240V239H10ZM175 240V239H174ZM194 240V239H193ZM222 239H220V242H224L223 240L221 241ZM15 241V240H14ZM188 241H190L188 239ZM198 241V240H197ZM200 241V240H199ZM198 241V242H199ZM202 241V240H201ZM25 242V240H24ZM191 242V241H190ZM205 242V241H204ZM219 242V243H220ZM0 243H2L0 241ZM10 243L11 241L9 242V246H10ZM193 243V242H192ZM191 243V244H192ZM206 243V242H205ZM225 243V242H224ZM213 244V243H212ZM12 245V244H11ZM34 246V247H33ZM215 246V245H214ZM33 247V249H32ZM224 248V247H223ZM13 249V247H12ZM38 249V248H37ZM211 249V248H210ZM214 249V248H213ZM222 249V248H221ZM225 249V248H224ZM41 250V251H40ZM223 250V249H222ZM33 251V252H34ZM22 252V251H21ZM20 252V253H21ZM220 252H223V251H220ZM219 252V253H220ZM37 253V254H38ZM38 254L39 256L40 255H43V253L41 254ZM48 253V252H47ZM48 253V254H49ZM228 253V252H227ZM23 254V253H22ZM46 254V252H45ZM196 254V253H195ZM194 254V255H195ZM28 255V254H27ZM47 255V254H46ZM201 255V254H200ZM225 255V253H224ZM223 255V256H224ZM227 255V254H226ZM20 256V255H19ZM32 255H28L27 257L26 256H23L22 258L18 257L8 246H7V242L5 244H0V264H35V259L36 258H33L31 257ZM37 256V255H36ZM38 256V259L41 257ZM44 256V255H43ZM219 256V254H218ZM222 256V254L220 255ZM233 255H231L232 257ZM240 256V255H239ZM193 257V256H192ZM198 257V256H197ZM225 257V256H224ZM229 257V256H228ZM237 257V256H236ZM35 262H33V260ZM186 258V257H185ZM188 258V257H187ZM195 258V257H194ZM41 259V258H40ZM39 259V264H45V260L43 261L42 259L40 260ZM45 259V258H44ZM191 259V257H190ZM190 259H189V262H190ZM229 259V258H227ZM233 259V258H232ZM235 259V258H234ZM48 260V259H47ZM187 260V259H186ZM235 261H237V259H235ZM242 261V260H241ZM252 261V263L250 262ZM37 262V263H38ZM46 262H49V261H46ZM217 262V261H216ZM230 262H232V260H230ZM51 264H55L54 262L52 263V261L50 262ZM49 263V264H50ZM219 263V262H218ZM224 263V262H223ZM226 263V262H225ZM233 263V262H232ZM231 263V264H232ZM236 263V262H234ZM47 264V263H46ZM58 264V263H57ZM237 264V263H236Z\"/></svg>",
	"mask_w": 264,
	"mask_h": 264
}]
</instances>
